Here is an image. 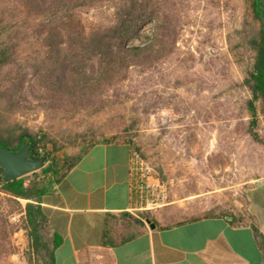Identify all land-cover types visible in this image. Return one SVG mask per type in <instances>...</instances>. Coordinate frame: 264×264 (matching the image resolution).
<instances>
[{"label": "rangeland", "instance_id": "obj_1", "mask_svg": "<svg viewBox=\"0 0 264 264\" xmlns=\"http://www.w3.org/2000/svg\"><path fill=\"white\" fill-rule=\"evenodd\" d=\"M176 2L178 53L161 63L154 76L143 80L133 72L131 81L111 86L86 108L63 103L49 108L44 95L36 98L24 83L25 100L9 121L48 138L46 150L56 148L60 173L90 141H130L140 147L159 198L142 213L160 225L209 210L247 223L248 190L264 177V111L259 105L256 124L247 129L248 113L240 109L247 97L240 87L244 68L230 54L226 39L233 30L248 27L246 0ZM15 70L6 68L0 77H10ZM4 84L0 82V95ZM127 91L136 98L128 99ZM140 99L142 104L136 105ZM153 102L157 104L150 108ZM144 105L149 108L143 110ZM84 132L94 138L86 141L80 136ZM0 200L12 230L9 252L0 256V264H28L26 201H7L1 192Z\"/></svg>", "mask_w": 264, "mask_h": 264}, {"label": "trees", "instance_id": "obj_2", "mask_svg": "<svg viewBox=\"0 0 264 264\" xmlns=\"http://www.w3.org/2000/svg\"><path fill=\"white\" fill-rule=\"evenodd\" d=\"M245 4L248 27L233 30L226 39L230 54L244 68L240 87L247 97L240 109L247 111L250 129L256 124L258 106L264 111V0H246ZM178 15L176 0H0V76L4 69L16 67L10 77H0V82L7 84L0 95V147L17 151L27 139L30 158L44 157L47 164L8 183L3 182L0 168V192L6 200L16 204L17 200L26 201L28 264H52L54 241L39 201L77 158L60 173L54 157L56 148L53 145L51 151L46 150L48 138L9 121L25 100L24 83L36 98L43 99V94L49 108L57 103L89 107L92 99L111 86L131 81L133 72L144 80L154 76L161 63L176 58ZM130 92L127 98H136L128 96ZM156 104L153 102L150 108ZM147 108L143 106V110ZM85 132L80 136L86 141L94 138L93 133ZM90 143L92 146L96 142ZM134 148L146 159L140 147ZM1 204L0 200V256L8 254L6 245L12 233ZM212 217H228L234 225L245 224L224 211L209 210L164 226ZM254 233L264 261V236L256 229Z\"/></svg>", "mask_w": 264, "mask_h": 264}, {"label": "crops", "instance_id": "obj_3", "mask_svg": "<svg viewBox=\"0 0 264 264\" xmlns=\"http://www.w3.org/2000/svg\"><path fill=\"white\" fill-rule=\"evenodd\" d=\"M132 149L95 143L41 196L52 264H264L254 233L264 236V177L248 190L243 225L212 217L158 226L133 207Z\"/></svg>", "mask_w": 264, "mask_h": 264}, {"label": "built area", "instance_id": "obj_4", "mask_svg": "<svg viewBox=\"0 0 264 264\" xmlns=\"http://www.w3.org/2000/svg\"><path fill=\"white\" fill-rule=\"evenodd\" d=\"M151 181L150 167L140 154L132 149L129 159V192L135 209L144 211L158 204L156 185H153Z\"/></svg>", "mask_w": 264, "mask_h": 264}, {"label": "water", "instance_id": "obj_5", "mask_svg": "<svg viewBox=\"0 0 264 264\" xmlns=\"http://www.w3.org/2000/svg\"><path fill=\"white\" fill-rule=\"evenodd\" d=\"M44 166V157L30 158V148L27 139L23 140L22 146L17 151H10L0 147L1 177L5 183L36 172ZM150 227L153 228L154 225L150 224Z\"/></svg>", "mask_w": 264, "mask_h": 264}]
</instances>
